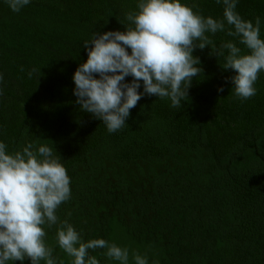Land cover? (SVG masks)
Wrapping results in <instances>:
<instances>
[{
    "label": "trees",
    "instance_id": "obj_1",
    "mask_svg": "<svg viewBox=\"0 0 264 264\" xmlns=\"http://www.w3.org/2000/svg\"><path fill=\"white\" fill-rule=\"evenodd\" d=\"M0 264H264V0H0Z\"/></svg>",
    "mask_w": 264,
    "mask_h": 264
}]
</instances>
